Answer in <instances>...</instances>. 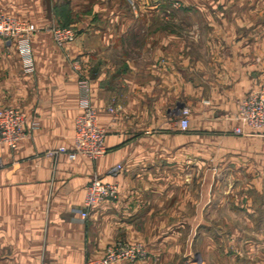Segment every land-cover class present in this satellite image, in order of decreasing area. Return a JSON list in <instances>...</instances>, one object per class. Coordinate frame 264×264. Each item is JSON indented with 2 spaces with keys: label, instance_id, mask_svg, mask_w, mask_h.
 <instances>
[{
  "label": "crops",
  "instance_id": "obj_1",
  "mask_svg": "<svg viewBox=\"0 0 264 264\" xmlns=\"http://www.w3.org/2000/svg\"><path fill=\"white\" fill-rule=\"evenodd\" d=\"M137 2L140 17L122 0H0L35 30L33 72L0 37V108L29 130L0 143V264H85L117 240L147 250L118 264H264V135L238 115L264 84V0ZM54 21L76 40L59 46ZM85 95L106 131L96 160L57 151ZM94 174L118 197L84 218Z\"/></svg>",
  "mask_w": 264,
  "mask_h": 264
},
{
  "label": "built area",
  "instance_id": "obj_2",
  "mask_svg": "<svg viewBox=\"0 0 264 264\" xmlns=\"http://www.w3.org/2000/svg\"><path fill=\"white\" fill-rule=\"evenodd\" d=\"M138 8L137 5L133 6ZM52 35L59 46L74 42L76 32L72 27H51ZM33 29L30 26L12 16L0 13V37L16 42L17 50L21 56L23 68L26 72L35 70V62L32 53L31 35ZM81 105L83 112L75 122V139L72 149L66 146L58 148V152L66 153L69 158L75 159L79 155L96 160L106 152V131L97 122V113L91 105L88 95L82 96ZM109 111L114 112L113 107ZM180 126L186 129L190 108L184 107L181 111ZM239 117L254 132L264 135V84L256 90L247 93L238 103ZM241 133V128H236ZM29 134L27 118L18 108H0V143L8 145L11 149L17 148L19 142ZM56 151H48V155H54ZM118 164L116 170L121 169ZM118 186L115 183L104 181L98 174L91 178L84 199V205L79 213L84 218L90 216L91 210L104 200H114L118 197ZM147 250L141 242H128L117 240L109 244L102 255L90 256L85 264H118L120 262H134L145 258Z\"/></svg>",
  "mask_w": 264,
  "mask_h": 264
},
{
  "label": "rangeland",
  "instance_id": "obj_3",
  "mask_svg": "<svg viewBox=\"0 0 264 264\" xmlns=\"http://www.w3.org/2000/svg\"><path fill=\"white\" fill-rule=\"evenodd\" d=\"M122 7L123 8H127L129 11H132V13L134 14V16L135 17H140L141 16V14H140V11H139V8H134L133 6L134 5H137L138 6V2H137V0H122ZM171 5H175V6H179L180 5V3L179 2H174L173 4H171ZM164 17H166L164 14H162ZM141 19V18H140ZM143 20H147V19H143ZM167 20V19H166ZM165 20V21H166ZM61 26V27H72L74 30H75V32H76V38H77V36H78V34H79V32H80V29H78L76 26H72V25H67V24H65V22L64 23H60V22H56V21H54V22H52L51 23V25L48 27V31H50L51 32V34H52V31H51V27H53V26ZM31 28V27H30ZM33 31H35L34 29H33ZM33 34V33H32ZM76 40V39H75ZM111 107H113L114 108V105L112 104L111 105ZM115 109V108H114ZM240 224H243V222L242 221H240ZM228 255H230V254H228ZM206 258H208V257H206ZM255 260H257V259H255ZM247 261H249V259H247V254L245 253V252H240L239 253V264H248V262ZM213 262H214V260H213ZM213 262H210V263H213ZM228 262H230V261H228Z\"/></svg>",
  "mask_w": 264,
  "mask_h": 264
}]
</instances>
